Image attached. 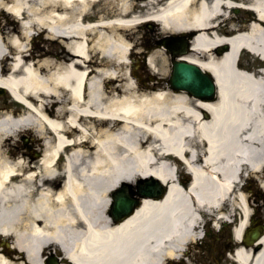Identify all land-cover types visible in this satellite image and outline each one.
Returning a JSON list of instances; mask_svg holds the SVG:
<instances>
[{"label": "bare ground", "instance_id": "bare-ground-1", "mask_svg": "<svg viewBox=\"0 0 264 264\" xmlns=\"http://www.w3.org/2000/svg\"><path fill=\"white\" fill-rule=\"evenodd\" d=\"M241 1L250 9L232 0H0L11 22H0V87L20 106H0V234L13 239L0 264H43L50 246L57 264H173L200 234L198 214L234 197L239 240L250 203L238 171L260 179L264 166V62L256 73L235 65L241 47L264 58V0ZM144 22L157 34L196 30L184 59L215 76V100L135 78L130 58L143 49L134 29ZM161 49L147 51L152 73H164ZM21 136L35 157L11 153ZM178 156L192 174L186 185L174 174ZM147 176L168 191L116 219L111 192ZM235 247L231 264H264V233Z\"/></svg>", "mask_w": 264, "mask_h": 264}, {"label": "rangeland", "instance_id": "rangeland-1", "mask_svg": "<svg viewBox=\"0 0 264 264\" xmlns=\"http://www.w3.org/2000/svg\"><path fill=\"white\" fill-rule=\"evenodd\" d=\"M238 15H241V14H238ZM6 18H7L6 16L1 15L0 22L3 21V22H6V23H11ZM143 26L144 27H141V29L140 28L139 29H137V28L134 29L135 33H136L135 41L143 46V47H141V49H143L142 51H148L149 49L154 48V46L159 48L160 47L159 45L161 44V41H162V39L159 38L160 37L159 34L155 33V31H151L149 26H146V25H143ZM221 30H224V31L227 30V22H226V24H223V25L220 26V31ZM28 42H29L30 52H32L33 56L35 57V55L37 53H39V51H40L39 50L40 49L39 45L42 43V41L39 40V37H38L37 33H35L34 37H32ZM52 47L53 46H50V48H52ZM142 51L133 55L135 58L139 59L136 62V65L134 66L133 69H134V72L137 75V78H139V80L144 82V80L147 77V75H149V73H151V70L147 67L146 64H144V63L142 65L140 64V60L144 56ZM159 51H161L163 53V55L165 56L166 62H164V64H162V63H157L156 64V66H158V67L162 66L164 68L163 69L164 73L163 74L155 73V74H160L162 76H165L164 78H166L169 75L170 70H171V68H170V66H171V62H170L171 61V57H169V53L166 52L167 51L166 47H163ZM127 69L129 70V68H127ZM161 87H163V86H161ZM165 88L166 87H163L162 89H165ZM12 103H13L12 102V98L8 95L7 92H4L3 94H0V106L1 107H3L4 109H5V107H8V106L11 107V106H13ZM16 107L19 108L18 106H16ZM32 142H31V139L29 137L28 138L24 137V136L18 137L17 141L9 146L10 149H11V153L16 154L18 152H23V151L28 153L31 149L34 150V148L32 146L33 145ZM30 156H31L30 154H29V156L26 155L27 158H29ZM183 179L185 180V182L187 181L186 175L183 177ZM235 203H236V199L233 201L234 206H235ZM205 224H207V223H205ZM0 239L6 240L5 236L3 237L1 235H0ZM7 242H9V241H7ZM206 255L209 258V256H210V250L209 249L207 250ZM201 257H202V252H201V249H199V248H198V251H196V252H195L194 249L190 250V252H187V255L185 253H183L184 264L185 263H187V264H201L202 263L201 262ZM209 260H212V259L209 258ZM224 262H225V260H222V261H219L218 264H221V263L223 264ZM204 264H217V261L212 260V263L207 262V263H204Z\"/></svg>", "mask_w": 264, "mask_h": 264}, {"label": "flooded vegetation", "instance_id": "flooded-vegetation-1", "mask_svg": "<svg viewBox=\"0 0 264 264\" xmlns=\"http://www.w3.org/2000/svg\"><path fill=\"white\" fill-rule=\"evenodd\" d=\"M261 171V176L264 178V167ZM248 181L252 182L254 180L252 178H249ZM256 187L257 185L255 184L250 186V188L246 185L242 187L243 189L249 191L251 200H254V202H252L254 203V208H252V215L248 218L246 222L245 231L243 232L244 236H247L246 226H249V229H256L257 226L262 225L264 223V218L260 216V211L264 208V204L261 206L260 203H258V198H264V194L259 192ZM227 207V204L223 205V209ZM231 208L232 207L229 205L226 210L227 215H229L228 223H222L217 229H209L204 231L205 238L203 239V241H201V262L203 264L207 262L212 263V260L217 261V264L219 261L222 260H225L223 264H231V262L234 260L233 254L237 242L235 240V237L233 236V230L241 219V214L238 211H233ZM240 244L246 246L247 238L242 239L240 241ZM208 249L210 250L209 258H211L212 260H209L208 256L206 255Z\"/></svg>", "mask_w": 264, "mask_h": 264}, {"label": "water", "instance_id": "water-1", "mask_svg": "<svg viewBox=\"0 0 264 264\" xmlns=\"http://www.w3.org/2000/svg\"><path fill=\"white\" fill-rule=\"evenodd\" d=\"M227 49V46L224 47ZM173 71L171 75V85L177 89L188 90L195 97L208 99L213 96L215 87L209 73H203L197 65L187 61H172ZM1 92V90H0ZM138 193L142 196H158L161 186L155 179H148L143 185L138 186ZM113 211L115 217H122L133 210V206L138 203L136 199L126 197L124 193H116L113 197Z\"/></svg>", "mask_w": 264, "mask_h": 264}]
</instances>
